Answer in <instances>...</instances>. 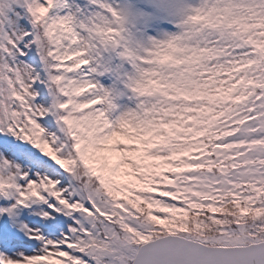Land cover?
<instances>
[{"label":"snow or ice","instance_id":"obj_1","mask_svg":"<svg viewBox=\"0 0 264 264\" xmlns=\"http://www.w3.org/2000/svg\"><path fill=\"white\" fill-rule=\"evenodd\" d=\"M0 264H264V0H0Z\"/></svg>","mask_w":264,"mask_h":264}]
</instances>
